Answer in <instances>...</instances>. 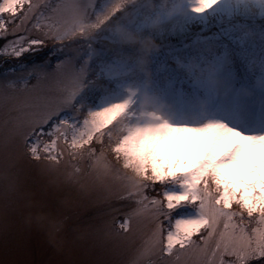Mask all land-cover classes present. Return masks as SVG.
I'll return each instance as SVG.
<instances>
[{"label": "snow or ice", "instance_id": "6c2138e0", "mask_svg": "<svg viewBox=\"0 0 264 264\" xmlns=\"http://www.w3.org/2000/svg\"><path fill=\"white\" fill-rule=\"evenodd\" d=\"M0 69L5 179L125 202L95 232L121 264H264V0H0ZM34 210L59 234L5 193L6 256Z\"/></svg>", "mask_w": 264, "mask_h": 264}, {"label": "rangeland", "instance_id": "374dc122", "mask_svg": "<svg viewBox=\"0 0 264 264\" xmlns=\"http://www.w3.org/2000/svg\"><path fill=\"white\" fill-rule=\"evenodd\" d=\"M115 27V22L104 25L101 32L96 34L97 38ZM64 43L69 44L65 51L73 55L75 44L67 40ZM22 164V161L18 162L17 168L22 167ZM13 184L14 188L10 190L9 186ZM5 193L21 203L35 197L47 200L52 205V211L58 214L62 225L56 235L54 222H37L36 215H46V210H34L31 223L26 217L18 218L11 229L19 246L14 255L6 256L4 223L0 214V264H4L6 258L15 259L20 264H69V261L80 264L98 257L110 260V264H121L123 257L113 255L112 252L121 249L124 239L105 240L101 247V240L95 232L112 217L122 218L123 213L130 210L125 202L112 200L105 203L97 198L95 189L82 190L79 184H66L63 176L56 178L55 173H40L35 169L28 173L26 182L22 176L15 175V169L5 179L4 156L0 152V205ZM113 209H119V212Z\"/></svg>", "mask_w": 264, "mask_h": 264}]
</instances>
